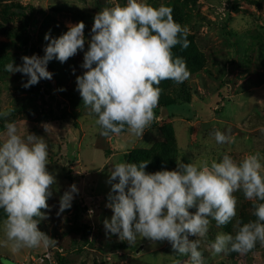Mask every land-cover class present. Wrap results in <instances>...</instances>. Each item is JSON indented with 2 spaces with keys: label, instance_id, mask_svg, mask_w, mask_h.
Instances as JSON below:
<instances>
[{
  "label": "rangeland",
  "instance_id": "rangeland-1",
  "mask_svg": "<svg viewBox=\"0 0 264 264\" xmlns=\"http://www.w3.org/2000/svg\"><path fill=\"white\" fill-rule=\"evenodd\" d=\"M143 2L157 8L175 5L182 17L181 26L189 29L188 35L203 54L205 64L182 84L168 80L166 95L178 103L187 96L190 102L159 108L156 127H147L142 137L128 131L104 137L95 122L98 117L90 114L83 103L70 108L63 95L76 91V78L85 71L81 65L95 15L104 8L126 6L127 0H0V112L12 110L7 118L0 116V144L6 138L5 123L15 122L19 135L26 138L28 133L35 134L43 137L48 145L47 170L55 176L56 183L47 201L50 211L42 210L47 219H42L38 227L57 241L55 246L46 249L41 246L13 252L4 232L6 218L0 215V259L6 258L14 264H191L190 255L175 253L167 241L153 242L141 236L133 243L120 241L117 235L107 233L103 225L105 219L110 221L113 216L106 207L111 187L107 184L110 170L124 163L127 151L148 149L163 140L159 129L167 122L174 131L176 153L170 157L171 167L162 166L163 170H175L181 162L210 167L225 154L240 163L246 155L259 153L264 166V127L249 130L241 126L245 121L250 126L256 124L258 111L264 117V0ZM17 6L36 8L40 12L34 32L37 56L45 54L48 43L45 34L58 38L67 32V25L81 21L85 24L84 50H78L64 63L53 58L47 65V70L53 74L52 79L47 80L50 89L40 83L38 93L21 86L27 77L4 71L12 61L15 65L21 64L15 54L22 52L15 49L7 32L18 31L22 18L3 11L11 12ZM45 91L74 115L77 128L69 122L45 118L52 103ZM216 131L231 136L233 142L218 144L214 138ZM64 170L69 171L79 194L71 208L58 216L60 197L71 185L64 179ZM145 170L150 173L148 166ZM234 195L236 217L220 227L209 218V231L206 237L199 238L198 250L205 264H264V245L259 241L247 253L212 254L210 245L217 234L234 236L236 221L239 220L241 226L256 221L254 205L264 203L245 199L242 190ZM189 211L194 213L195 209ZM79 225L91 228L88 238L83 239L74 232V227Z\"/></svg>",
  "mask_w": 264,
  "mask_h": 264
},
{
  "label": "clouds",
  "instance_id": "clouds-1",
  "mask_svg": "<svg viewBox=\"0 0 264 264\" xmlns=\"http://www.w3.org/2000/svg\"><path fill=\"white\" fill-rule=\"evenodd\" d=\"M67 28L58 38L45 34L48 43L43 57L23 56L20 65L12 61L4 71L27 77L21 82L24 89L42 79L51 80L47 65L53 58L64 63L85 47V24L81 21ZM188 32L187 26L174 20L173 8L153 7L143 0H127L126 6L104 8L95 15L81 65L85 71L76 78V91L90 114L98 117L95 122L102 136L120 135L126 129L143 136L155 119L160 83L172 80L182 84L191 76L184 58H174L172 51L177 45L182 49L190 46ZM11 112H0V116L7 118ZM5 129L6 138L0 144V209L6 214V241L13 252L55 246L57 241L38 227L47 219L42 210L50 211L47 201L56 183L47 170L48 145L35 134L19 135L15 122L5 123ZM214 138L218 144L233 142L220 131ZM148 164L141 161L112 167L106 207L113 216L103 221L104 228L129 243L138 236L167 241L175 253L190 255L191 264H205L198 249L199 238L209 231V218L220 227L236 217L235 192L242 190L250 201H264V166L259 153L246 155L240 163L225 154L210 167L181 162L175 170L156 173L145 171ZM78 194L77 186L70 185L60 197L58 216L71 208ZM254 207L257 220L242 226L237 220L234 236L217 234L210 245L213 255L247 253L257 241L264 245V203ZM190 236L197 239L190 240Z\"/></svg>",
  "mask_w": 264,
  "mask_h": 264
},
{
  "label": "trees",
  "instance_id": "trees-1",
  "mask_svg": "<svg viewBox=\"0 0 264 264\" xmlns=\"http://www.w3.org/2000/svg\"><path fill=\"white\" fill-rule=\"evenodd\" d=\"M169 7L173 8L174 20L177 23L181 24L182 17L180 15L179 9L175 5ZM3 11L5 12V14L9 13L11 15L19 16L22 18V23L18 31L7 32V35L11 38L12 40L11 42L15 47V49L22 52V54H18V53L15 54V56L18 57V59L22 63L21 57L23 56L31 57L36 52H38L36 49V42L34 40V32L40 12L36 8L31 7L29 9L26 8L23 9L19 6L15 8L13 7V10L11 12H9L8 10H3ZM187 39L190 42V46L187 49H182L180 45H177L172 49V51L174 54V58L175 57L184 58L188 70L191 72V74H194L203 68L205 64V59L203 57V54L198 51L196 45L194 44L192 36L187 35ZM39 56L43 57L42 54H40ZM40 83L43 84L45 88L50 89V85L48 84V81L42 79L37 85L32 86L30 90L35 93H38ZM168 83H169L168 80H164L159 85V87L162 89V92L159 98L158 107L154 110L155 119L151 123L150 125L151 127H156L158 125L159 108L174 104H184L190 102L187 96L185 97L186 99L178 103V100L173 99L168 95H166L167 88H169ZM45 92H47L48 99L52 102L51 103L52 105L50 104L49 109L46 112L45 118L51 119L52 121L69 122L73 125L74 128H77V125L74 121V115L71 112H68L65 106L62 107L59 101H57L54 97H52L48 91ZM63 99L68 103L70 108H75L83 103L79 92L74 90L64 94ZM255 117L258 119L256 124L250 126L251 124L245 121L241 124V126L249 130L257 129L259 127H264V117L261 115L259 111ZM189 120L190 119H188V121ZM159 131L163 140L156 142L148 149H131L127 151L123 156L124 163H139L141 161H147L149 162V164H151V166H149L148 164V169L150 170V173L163 171L162 169L163 167L165 168H167V166L171 167L172 162L170 160V157L176 153V148L174 146V131L172 129L171 123L167 122L166 124H163L160 127ZM126 132L127 129L123 131L121 134H124ZM113 135L114 134L110 136ZM167 170L171 171L170 169ZM64 179L68 181V183H70L71 185L74 184L73 178L70 177L68 170H64ZM77 196L78 195H75V197ZM0 215L3 216V218H6V214L2 209H0ZM74 232L76 234H80L81 238L86 239L91 234V228L86 225H82V226L79 225L74 227ZM0 263L14 264L6 258H1Z\"/></svg>",
  "mask_w": 264,
  "mask_h": 264
},
{
  "label": "crops",
  "instance_id": "crops-1",
  "mask_svg": "<svg viewBox=\"0 0 264 264\" xmlns=\"http://www.w3.org/2000/svg\"><path fill=\"white\" fill-rule=\"evenodd\" d=\"M145 132H146V130H145ZM115 136H117V135H113V136H111V137H115Z\"/></svg>",
  "mask_w": 264,
  "mask_h": 264
},
{
  "label": "built area",
  "instance_id": "built-area-1",
  "mask_svg": "<svg viewBox=\"0 0 264 264\" xmlns=\"http://www.w3.org/2000/svg\"><path fill=\"white\" fill-rule=\"evenodd\" d=\"M46 258H48L49 256L48 255H45Z\"/></svg>",
  "mask_w": 264,
  "mask_h": 264
}]
</instances>
